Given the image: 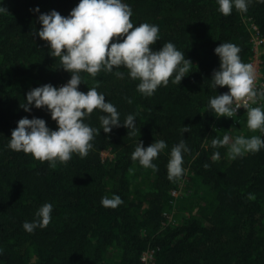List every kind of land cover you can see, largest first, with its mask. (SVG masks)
Instances as JSON below:
<instances>
[{
  "label": "trees",
  "instance_id": "trees-1",
  "mask_svg": "<svg viewBox=\"0 0 264 264\" xmlns=\"http://www.w3.org/2000/svg\"><path fill=\"white\" fill-rule=\"evenodd\" d=\"M77 2L0 0L5 9L0 11V264H141L149 249L155 264H264V148L231 158L227 146H202L205 137H222L231 127L248 130L245 110L216 117L208 107L209 97L227 91L226 85L211 87L212 71L219 66L213 50L220 42H233L241 49V60L249 63L253 36L257 32L264 40V3L252 0L247 12L234 8L223 15L216 0H127L133 23L159 25V39L150 47L172 41L190 59V72L180 84L170 80L152 96L136 89L138 81L123 66V78L103 70L96 77L82 72L78 88L96 86L117 107L121 121L135 113L139 132L129 136L124 126L109 133L101 129L86 156L74 153L51 167L30 153L12 150L8 140L24 116L43 118L55 129L46 110L25 112L19 104L30 88L57 86L70 78L34 34L39 13L31 9L38 5L40 12L55 9L67 15ZM260 100L264 107V97ZM98 111L84 118L96 128ZM181 125L189 126L182 136ZM250 131L238 134L264 137L259 130ZM182 138L191 149L183 153L185 173L169 180L168 154ZM137 139L143 146L166 141L153 161L157 171L131 159ZM103 151L112 157L103 159ZM213 151L220 152L219 159L211 158ZM183 180L191 188L183 196L187 213L171 222L166 216L175 200L171 192ZM112 193L123 203L102 206L101 197ZM44 202L53 204L50 223L25 231L22 223L32 220Z\"/></svg>",
  "mask_w": 264,
  "mask_h": 264
},
{
  "label": "clouds",
  "instance_id": "clouds-1",
  "mask_svg": "<svg viewBox=\"0 0 264 264\" xmlns=\"http://www.w3.org/2000/svg\"><path fill=\"white\" fill-rule=\"evenodd\" d=\"M251 2L216 0L218 11L223 15H229L234 8L245 13ZM258 2L264 3V0ZM4 10L0 7V11ZM31 11L39 13L36 22L40 27L34 28V34L47 44L50 56L59 58V67L69 72L70 78L60 86L43 83L24 94L19 107L25 112H31L32 107L43 108L57 126L50 128L40 117H21L10 132L8 147L30 153L40 161H48L51 167L57 162H67L74 153L86 156L93 147L91 141L101 129L109 133L113 127L124 126L129 136L139 132L135 113L127 114L121 121L117 107L96 86L88 87L87 91L78 88L82 72L96 77L103 70L123 78L125 72L120 70L123 66L127 75L138 81L136 89L144 96H152L159 86L168 85L170 80L180 84L182 77L190 72V59L185 58L184 51L172 41H166L156 49L150 47L159 39V25L147 21L133 23L130 19L132 7L127 0H78L67 15L55 9L40 12L38 5ZM213 51L219 58V66L212 71L211 87L217 89V86L226 85L227 91L209 97L208 107L216 117H232L243 107L247 110L248 129L264 133V107L252 106L258 97H264V89L255 86V68L241 60V49L233 42H220ZM95 83L98 85L99 81ZM94 109L99 110L100 128L91 126L84 119ZM186 131L189 126L181 125V136ZM202 146L213 149L227 146L229 157L236 158L264 148V137L242 134L232 137L225 132L222 137L213 136L210 140L205 137ZM166 147L164 139H157L147 146L137 139L130 157L141 166L157 171L158 165L153 161ZM189 151L191 149L183 138L171 147L166 164L169 180L183 177V153ZM211 158L219 159L220 152L213 151ZM203 166L207 168L208 164ZM100 203L116 208L123 200L119 194L112 193L103 195ZM52 210L51 202L42 203L36 208L33 219L22 223L23 229L33 232L47 226L52 219ZM2 252L0 248V254Z\"/></svg>",
  "mask_w": 264,
  "mask_h": 264
},
{
  "label": "built area",
  "instance_id": "built-area-1",
  "mask_svg": "<svg viewBox=\"0 0 264 264\" xmlns=\"http://www.w3.org/2000/svg\"><path fill=\"white\" fill-rule=\"evenodd\" d=\"M253 28L255 29L256 27L253 25ZM253 41V56L251 58V61L249 62L250 64L253 65L255 68V62L257 63V68H255L256 71V80H255V86L257 89H264V59L262 58V54L264 53V47L263 43L264 40L259 34L256 32V34L252 38ZM67 80L61 81L57 84V86L62 85L65 83ZM251 103V102H249ZM261 100L260 97L257 98L256 104H253L252 106H256L257 104H260ZM245 110L246 115H247V110L241 107L238 109L237 112ZM141 264H155L154 260V250L149 249L146 250L142 253L141 255Z\"/></svg>",
  "mask_w": 264,
  "mask_h": 264
},
{
  "label": "rangeland",
  "instance_id": "rangeland-1",
  "mask_svg": "<svg viewBox=\"0 0 264 264\" xmlns=\"http://www.w3.org/2000/svg\"><path fill=\"white\" fill-rule=\"evenodd\" d=\"M255 68H257V63L255 62ZM244 131H248V133L250 134H253L252 131H250V129H246V128H241V127H234V128H230L227 130V133L234 137L235 135H237L239 132H243ZM102 157L103 159H108V158H111L112 157V154L108 151H103L102 152ZM191 192V188L188 186V183L186 182V180H183L180 182V184L178 185L177 189L176 190H173L171 192V194L175 197V200H174V204H173V209L171 212L167 213V219L171 222H173L174 220V217L176 218L175 220L178 219V217L180 215H183L187 212H185V209H184V199L183 196H188L189 193Z\"/></svg>",
  "mask_w": 264,
  "mask_h": 264
}]
</instances>
